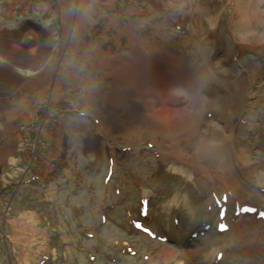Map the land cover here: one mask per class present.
I'll return each mask as SVG.
<instances>
[{
  "label": "rangeland",
  "instance_id": "rangeland-1",
  "mask_svg": "<svg viewBox=\"0 0 264 264\" xmlns=\"http://www.w3.org/2000/svg\"><path fill=\"white\" fill-rule=\"evenodd\" d=\"M0 68L26 87L54 70L31 98L3 96L0 264H264L256 150L237 173L191 140L236 143L263 99L264 0H0ZM133 73L173 111L166 127L112 131Z\"/></svg>",
  "mask_w": 264,
  "mask_h": 264
},
{
  "label": "bare ground",
  "instance_id": "bare-ground-1",
  "mask_svg": "<svg viewBox=\"0 0 264 264\" xmlns=\"http://www.w3.org/2000/svg\"><path fill=\"white\" fill-rule=\"evenodd\" d=\"M70 21L71 18H68V20L66 21L68 30L70 29ZM76 25L77 26L75 29V33L78 34L79 29L82 27V23L78 21ZM81 40L83 42L85 41L83 36ZM88 51L90 55L102 58V52L97 47L92 46L88 48ZM10 53L12 54L11 57H13L14 60H27L29 58V54L27 51H19L17 49L14 50L13 48L11 49ZM137 53H139V51ZM85 57L90 59L89 55ZM100 63L101 66H105L102 62ZM49 75H47V77ZM263 77L264 76L260 78V75L258 76L257 74H253L254 87L256 85H258L259 87L262 86V84L264 83ZM46 78L38 79L37 82L30 85V87H26L24 85H21L18 79H16V77H14L11 72L8 73L7 70L0 68V116L3 115V108L8 104L7 100L3 98V96L8 93H12L15 96L21 95V99L31 98L33 94L37 90H39V88L47 84ZM133 78L134 81L132 83L131 79ZM136 78L138 77H136V75H134L133 73L131 79H128L126 86H117L115 88L118 103H115V101L112 100V104L108 105V113L110 114L109 123L111 124L113 132H127L128 129L132 128L133 125L139 124V122L141 124L144 123L148 125L152 121H154L153 119H158V123L163 125L164 127H166L171 121V118L167 115H170L169 113L172 114L173 111H171L166 104L159 103V101L155 98L146 96L149 94L142 92L137 87V83L135 81H138L139 79ZM248 93L251 94L250 91ZM250 101L251 102L248 103V108L243 112L244 115L242 114L243 116L240 115L239 119L237 118L238 121H241V119L243 121L241 124L243 132L237 138V145L236 143L233 144V142H227V139L224 138V136H219V132H212L213 129L211 128H206L205 131L198 130L194 135H191V140L195 143V145L197 144V141H199L203 146H206L203 141L207 140V147L209 145H212V147L215 148V151L213 152L217 156L216 158L218 159L219 163L227 165L229 162H232L231 167L234 165L232 170L237 173L243 171L244 168H241L242 165L237 166L238 163H233V161L235 160L234 156H240L245 150L249 148L256 150L258 158L260 159L258 166L264 172V97L263 99L250 98ZM28 110L29 107H26L24 115L27 114ZM163 112L167 113L164 114ZM24 115L21 116V118H24ZM202 136H204V138H202ZM207 137H209V139H207ZM196 150L198 154H200V152H204L205 154V151H207L208 149L198 146ZM7 151L8 150L3 149L1 152L2 156H5ZM172 152L177 153L179 157H182L184 155L181 151L176 152L172 150ZM257 170V168L253 169V171H251V174L247 173L248 170H246V176H250L253 174L254 176L252 177L255 179V181L260 182V180L264 176V173H261L263 175L262 176L257 172ZM241 182L244 186L247 185L246 181L241 180ZM261 196L264 198V193Z\"/></svg>",
  "mask_w": 264,
  "mask_h": 264
},
{
  "label": "water",
  "instance_id": "water-1",
  "mask_svg": "<svg viewBox=\"0 0 264 264\" xmlns=\"http://www.w3.org/2000/svg\"><path fill=\"white\" fill-rule=\"evenodd\" d=\"M1 174H2V170H1V167H0V177H1Z\"/></svg>",
  "mask_w": 264,
  "mask_h": 264
}]
</instances>
